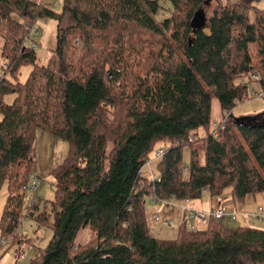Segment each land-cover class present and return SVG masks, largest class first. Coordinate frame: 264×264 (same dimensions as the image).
I'll return each mask as SVG.
<instances>
[{"label":"trees","instance_id":"trees-1","mask_svg":"<svg viewBox=\"0 0 264 264\" xmlns=\"http://www.w3.org/2000/svg\"><path fill=\"white\" fill-rule=\"evenodd\" d=\"M204 1L169 0L171 16L158 22L157 0H62L59 11L42 1L0 0V189L7 187L0 239L15 236L25 186L35 175L36 131L69 144L52 169V235L29 264H264L260 227L208 219L190 229L182 222L176 238L159 239L146 225V197L157 203L207 191L214 198L231 187L243 202L264 192V113L232 116L236 102L248 97L243 76L257 72L264 88V5L215 0L194 28L191 19ZM66 14L72 23L62 27ZM38 19L58 22L46 64L37 62L29 40L38 43L31 35ZM23 64L32 69L20 82ZM6 94L13 95L10 103ZM213 98L222 116L230 110L215 134ZM107 107L117 109L115 125ZM163 140L171 143L157 162L158 179L150 180L141 168ZM198 140L202 161L192 145ZM36 208L30 203L27 215ZM50 215L38 212V223L50 225ZM84 228L91 238L76 242Z\"/></svg>","mask_w":264,"mask_h":264},{"label":"rangeland","instance_id":"rangeland-1","mask_svg":"<svg viewBox=\"0 0 264 264\" xmlns=\"http://www.w3.org/2000/svg\"><path fill=\"white\" fill-rule=\"evenodd\" d=\"M42 1L56 10H61L62 0H34ZM159 4V10L155 15L156 21H161L165 17L171 16L172 6L169 0H157ZM226 1V0H223ZM215 0H205L200 3L195 9H203L204 18L211 14L212 8L215 6ZM257 6H263L264 0H258L256 2ZM16 17V16H15ZM72 23V19L69 14H66L60 26L65 27ZM37 28V29H36ZM58 22L54 19H38L33 24V29L31 31L34 34L33 37L39 43H33V40H30L31 44H35V54L37 57L38 63L46 64L49 59L53 56V49L56 43ZM166 34V33H165ZM30 35V36H31ZM171 35L167 32L166 37ZM33 39V38H32ZM77 42V41H76ZM1 43V39H0ZM78 43V42H77ZM79 44V43H78ZM81 44V43H80ZM32 65L23 64L20 66L17 74V80L20 82H25ZM250 86L248 90V97L238 100L236 105L232 108V116L235 118L240 117H251L256 114L264 113V94L263 97L257 96V94L252 92V89L256 93L260 92L263 86L260 84L259 80L252 81L248 84ZM4 101L10 103L13 99L12 94H6L4 96ZM107 113L106 117L110 122L114 123V118L116 119L117 109L114 110L111 107L105 108ZM222 109L219 102L216 98H213L211 101V134L214 131L218 130V126L221 125L223 120ZM117 120V119H116ZM199 136L206 137V130H200ZM112 143L111 141H109ZM170 141L163 140L160 143L158 142L153 146L152 151L148 154V158L141 168V173L148 179H158L159 171L157 169V162L161 158L162 154L159 155V151L165 149L170 145ZM193 147L198 150L200 154V160L203 159V142L198 140L193 142ZM69 152V144L63 139H59L53 135H50L42 130L36 131L35 140L32 146V157L34 159V174L37 177L38 184L36 185L34 191L26 190V196L23 202L22 211L19 219V224L15 230V236L5 237L3 236L0 239V264H29L34 255L40 250L45 248L48 241L51 238L52 230L50 228L53 223L54 216L51 211V199L54 197L55 192V177L52 174V169L57 165L61 164L67 157ZM190 162V148L184 147L182 152V163L184 169H187V166ZM7 187L6 185L2 186L0 189V214L3 208V205L6 200ZM211 197L208 195L207 191L202 193V196L196 199H189L190 203L188 204L194 210H209L210 206L208 205L209 199ZM223 198L224 202L221 204L220 208L217 204V200ZM49 200V201H48ZM146 225L150 235L157 237L159 239H173L176 238L179 224L182 222H188L189 213L186 209L168 205L167 203L157 202L154 203V200L150 201V197H146ZM214 207L226 210L227 207L232 208V210H241L246 211H255L257 207H262L264 209V192H258L254 195L248 194L243 202H238L233 196L231 187L224 189L222 194L219 197L212 198ZM169 201V200H166ZM179 201V200H178ZM235 201V203L230 204ZM152 202V203H151ZM30 203L37 204V208L32 215H27L28 206ZM152 204V205H151ZM46 205V206H45ZM203 206V207H200ZM207 208H204L206 207ZM233 207H235L233 209ZM47 210L51 215L49 218L50 225L43 223L39 224L37 221V214L40 211ZM159 214V220H155V215ZM240 216V215H239ZM237 217L236 220L230 221L224 219L223 224L235 228L237 224L241 223L240 219L242 217ZM191 220V218H189ZM228 220V221H227ZM167 221H172L174 225L168 226ZM207 221L203 224L206 225ZM216 221V220H215ZM219 221V220H218ZM247 225L254 227H260L264 229V220L261 222H246ZM197 221H191L187 223L188 228L195 229L198 228ZM202 226V227H203ZM90 230L84 228L78 232L76 235V242H85L91 237ZM1 235V232H0ZM19 240H23L19 242ZM22 255V256H21ZM21 256V257H20Z\"/></svg>","mask_w":264,"mask_h":264},{"label":"built area","instance_id":"built-area-1","mask_svg":"<svg viewBox=\"0 0 264 264\" xmlns=\"http://www.w3.org/2000/svg\"><path fill=\"white\" fill-rule=\"evenodd\" d=\"M234 1H237V0H234ZM37 32H38V30H36V33ZM31 46L34 47L36 45L31 44ZM256 80H260V74H258L257 72L251 73L248 76H243L240 79V82H242V83L250 82L251 83L252 81H256ZM249 88H250V86H249ZM252 92L257 94V96H259V97H263L264 88H262V90L258 93H256V91L252 89ZM227 116H230V110H226V117ZM226 117L223 118L221 124L225 123ZM215 132L216 131H214V134H215ZM164 150L165 149L160 150L159 155H161V154L163 155ZM37 184H38V181H37L36 175H30V179H29V181L25 187L27 190L33 191ZM188 201H189L188 198L183 199V200H179V201L177 199H171L169 201L163 200V201H161V203L171 202L177 206L182 207L181 203H187ZM239 215L246 217L248 220L255 219V220L261 222L264 220V209L262 207H257V209L255 211H246V212H241V213L229 212V211H225V210H222L219 208L211 209V210H194L193 208H190V210H189V217L192 219L195 218L196 220H198L200 222H204L208 219H212V220L217 221V220H222L224 218H227L230 221H233V220H236V218ZM155 220H159V214L155 215ZM171 224H172V221H167V225H171Z\"/></svg>","mask_w":264,"mask_h":264},{"label":"crops","instance_id":"crops-1","mask_svg":"<svg viewBox=\"0 0 264 264\" xmlns=\"http://www.w3.org/2000/svg\"><path fill=\"white\" fill-rule=\"evenodd\" d=\"M153 199L151 198V200L150 201H152ZM153 202V201H152ZM151 202V203H152ZM224 202V200H223V198H221L220 200H217V204L219 205V208H220V206H221V204ZM190 203V200L187 202V203H181V206L182 207H180V206H177V205H175V204H173V203H171V202H169V203H167L168 205H172V206H175V207H179V208H183V209H186L187 211H188V213H189V210H190V206L188 205ZM232 203H235V201H233V202H231L230 204H232ZM152 205V204H151ZM208 205L210 206V209L209 210H211V209H216V208H212V207H214V204H213V200H212V198H210L209 199V202H208ZM200 207H203V206H200ZM204 208H207V206L206 207H204ZM235 207H233V209H234ZM224 210V209H223ZM225 211H229V212H238V213H241V212H243V211H241V210H232V208H229V207H227L226 208V210ZM239 217H242V218H244V219H240L241 220V223H239V224H237V226H241V225H247V223L246 222H253V221H257V220H255V219H251V220H248L246 217H244V216H242V215H240ZM190 217L188 216V222H191V221H195L196 219L195 218H191V220L189 219ZM225 219V218H224ZM224 219H222L221 221L223 222L224 221ZM227 219V218H226ZM229 220V219H228ZM227 220V221H228ZM197 221V223L199 224L198 225V227H202L203 226V224L205 223V221L204 222H200V221H198V220H196ZM187 222V223H188ZM257 222H259V221H257ZM172 225H174V223L172 222V224L171 225H168V226H172Z\"/></svg>","mask_w":264,"mask_h":264},{"label":"water","instance_id":"water-1","mask_svg":"<svg viewBox=\"0 0 264 264\" xmlns=\"http://www.w3.org/2000/svg\"><path fill=\"white\" fill-rule=\"evenodd\" d=\"M203 19H204V11L203 9L199 8L195 11L192 19H191V26L194 28H199L203 24ZM247 117H240V118H235V121H242L245 120Z\"/></svg>","mask_w":264,"mask_h":264}]
</instances>
